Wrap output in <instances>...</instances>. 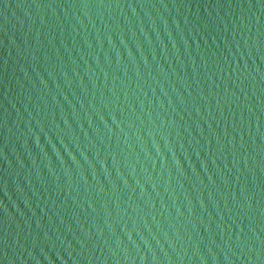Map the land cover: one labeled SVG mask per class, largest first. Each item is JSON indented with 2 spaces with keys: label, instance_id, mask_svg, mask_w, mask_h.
Wrapping results in <instances>:
<instances>
[{
  "label": "water",
  "instance_id": "water-1",
  "mask_svg": "<svg viewBox=\"0 0 264 264\" xmlns=\"http://www.w3.org/2000/svg\"><path fill=\"white\" fill-rule=\"evenodd\" d=\"M0 264H264V0H0Z\"/></svg>",
  "mask_w": 264,
  "mask_h": 264
}]
</instances>
